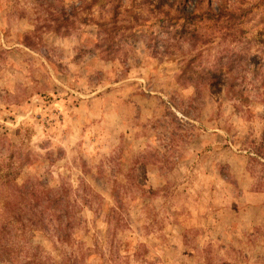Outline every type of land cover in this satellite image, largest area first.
I'll use <instances>...</instances> for the list:
<instances>
[{"label":"rangeland","instance_id":"374dc122","mask_svg":"<svg viewBox=\"0 0 264 264\" xmlns=\"http://www.w3.org/2000/svg\"><path fill=\"white\" fill-rule=\"evenodd\" d=\"M194 2L0 0V264H264V0L193 48ZM32 185L69 227L11 220Z\"/></svg>","mask_w":264,"mask_h":264},{"label":"trees","instance_id":"16d2710c","mask_svg":"<svg viewBox=\"0 0 264 264\" xmlns=\"http://www.w3.org/2000/svg\"><path fill=\"white\" fill-rule=\"evenodd\" d=\"M202 0H195L192 7L187 11L183 6H179L177 8L178 15L174 16L173 18L168 17V11H164L168 23L170 21V24L164 25V30L167 31V33H174V29L178 26H175V19H182V23L179 26V33L184 37L183 40L186 41L190 47H195L198 43H204L207 41L206 36H204V33L200 32V24L206 23L205 26L209 23H212L214 28L211 29L212 32L217 31L221 33V36L223 37L225 43L233 41L237 42L239 41V38L235 35V33L241 32L242 28H239L237 25L241 24L240 18L244 16L247 12H250L249 7L239 8V7H232L227 8L224 5V2H219L215 9L212 10L211 7H203L201 5ZM171 5H169V8ZM164 17V16H163ZM173 19V20H172ZM170 26V30L167 29ZM262 29V36L258 38L257 42H260L259 44L262 47V50L264 49V26ZM226 35H229V37H226ZM231 37V38H230ZM236 37V38H233ZM213 38V37H212ZM211 38V39H212ZM228 38V39H227ZM227 39V40H226ZM227 47H225L226 50ZM223 52V51H222ZM226 52H223V55ZM226 56V54H225ZM193 58L190 57V59L187 61L186 65H189V75H196L200 72H207L211 73L209 76V79L212 80L211 76L214 75L213 73L216 72H210L212 69H205L203 70H194L190 62ZM201 75V73H200ZM199 75V76H200ZM218 80H220L218 78ZM254 154H258L259 150L258 148H254L252 151ZM24 189V188H23ZM22 190L18 189L16 193V201L13 202L11 205H9L12 209L15 210V206H17V214L13 220L14 223H19L20 225H23L22 223V216L23 214V208H25L24 211L27 215L26 221L29 223L30 226L33 228H41L45 225L46 220L51 221V219H56L58 221L57 226L58 229H62L63 227L67 228L70 225V219L68 214V204L64 200V194L66 192V189L63 186H59L58 188H55L53 190L50 189H43L39 186L33 187V185L30 187V190H28V198L25 200V197H22L20 195ZM22 204V206H21ZM8 209V203H5V206H3V209ZM13 210V211H14ZM65 216V218H63ZM61 218L65 221L63 226L61 227ZM62 240V237L59 238Z\"/></svg>","mask_w":264,"mask_h":264}]
</instances>
